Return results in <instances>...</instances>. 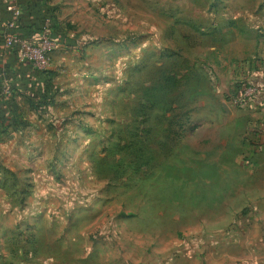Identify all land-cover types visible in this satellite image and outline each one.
I'll use <instances>...</instances> for the list:
<instances>
[{"label": "rangeland", "instance_id": "374dc122", "mask_svg": "<svg viewBox=\"0 0 264 264\" xmlns=\"http://www.w3.org/2000/svg\"><path fill=\"white\" fill-rule=\"evenodd\" d=\"M72 6L74 44L49 55L55 104L0 140L28 165L26 183L0 189V264H264V166L222 169L212 195L166 167L198 162L179 144L213 68L256 67L264 0Z\"/></svg>", "mask_w": 264, "mask_h": 264}, {"label": "crops", "instance_id": "0c3cea01", "mask_svg": "<svg viewBox=\"0 0 264 264\" xmlns=\"http://www.w3.org/2000/svg\"><path fill=\"white\" fill-rule=\"evenodd\" d=\"M74 1L0 0V76L3 86L11 92L9 96L0 95V140L17 133V130L22 127V120L26 119L27 115L37 114L31 108L28 97L23 93L22 82L19 81L21 76L30 70L29 65L27 61L22 59L15 47L7 46V38L10 35L8 34L9 24L16 21L15 29L12 30L14 35L30 42H37L44 26L53 22L63 34L62 40H65L59 45L72 46L74 41L69 38L66 29L69 19L63 14H69L74 9L72 6ZM14 6L22 9L20 20L14 16ZM236 19L233 18L234 21ZM241 19L246 20L245 17H241ZM258 53L260 54L258 56L259 61L256 62L254 69L250 63L241 62L229 65L223 72L213 68L214 72L211 71V74L214 84L206 94L203 93L202 88L199 89L198 93V98L205 107L200 108L199 112L201 111V113H197L195 120L193 119L191 131L186 130L179 144L181 151L189 148V153L194 154L198 162H194L195 167L192 165L181 167L174 163L173 157V160L170 159L166 163V167L174 170H185L191 181L206 185L205 187L209 189L207 193L211 195L217 191L216 180L223 175L222 169L264 166V162H262L264 161V151L251 164L246 153L250 148L245 141V143L243 142L244 134L249 130L251 123L264 121V109L260 112L249 113L234 108L228 101V96L235 91L237 79L244 75H251L254 82L264 87V48H260ZM219 68L220 70L224 69L223 66ZM204 101L206 102L204 103ZM194 141L198 148L194 147L196 152L193 151L194 148L192 147ZM217 143L219 148L214 150L216 158L213 160L211 157L209 160L205 154L207 152L203 148L205 145L213 144L215 146ZM5 144H0L1 153L10 148ZM27 166L25 161L11 162L8 158L0 156V189L10 178L16 179L14 182L19 185L26 183ZM180 176L173 174L175 179ZM1 223L2 221H0Z\"/></svg>", "mask_w": 264, "mask_h": 264}, {"label": "built area", "instance_id": "2783aa9c", "mask_svg": "<svg viewBox=\"0 0 264 264\" xmlns=\"http://www.w3.org/2000/svg\"><path fill=\"white\" fill-rule=\"evenodd\" d=\"M16 19L20 17V9L13 7ZM16 22V21H15ZM15 22L9 24V29L15 27ZM59 43L51 39L50 24L44 26L43 33L40 34L37 42H30L17 35H9L7 46L16 47L23 60L31 62L38 69H47L49 67L50 52L55 49ZM235 91L229 95L230 104L237 109L256 113L264 109V87L254 82L251 75H244L236 81ZM2 94L10 95L8 88L2 91ZM247 145L252 154L248 155L249 160L253 159L256 154L264 151V121L251 123L246 134Z\"/></svg>", "mask_w": 264, "mask_h": 264}, {"label": "trees", "instance_id": "16d2710c", "mask_svg": "<svg viewBox=\"0 0 264 264\" xmlns=\"http://www.w3.org/2000/svg\"><path fill=\"white\" fill-rule=\"evenodd\" d=\"M20 10H21V15L17 20H20L22 16L21 7H20ZM14 29L15 28L9 29L8 27V32H9L8 34L14 35V33H12V30ZM43 30L44 28L41 30L40 34L43 33ZM50 30H51L52 40L57 41L58 43H61V42L64 43L65 40H62L63 34L60 32L59 28L53 24V22L50 23ZM65 45H66V42H65ZM15 49L19 51L18 48L15 47ZM27 63L29 65L28 68L30 70L26 72L25 74H23L19 80L22 82L23 93L25 96L28 97L31 108L33 110H35L37 113H44L55 104L56 97L60 93V89L53 82L54 72L50 68L42 70V69H38L34 67L31 62L27 61ZM165 81L169 84L170 90L172 91L173 88L171 87L173 86V84H175L174 82H176L175 78L170 75L166 77ZM166 82L165 84H167ZM5 88L6 87L3 86V83H2V77L0 76V95L2 94V91ZM167 106L169 109L168 108L164 109L163 111L164 115L168 114V111H172L173 104L171 103V101L168 103Z\"/></svg>", "mask_w": 264, "mask_h": 264}]
</instances>
